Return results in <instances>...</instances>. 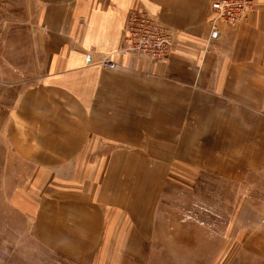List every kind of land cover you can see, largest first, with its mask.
Masks as SVG:
<instances>
[{
    "label": "crops",
    "instance_id": "obj_1",
    "mask_svg": "<svg viewBox=\"0 0 264 264\" xmlns=\"http://www.w3.org/2000/svg\"><path fill=\"white\" fill-rule=\"evenodd\" d=\"M211 1L41 0L45 73L25 95L29 124L41 123L37 164L89 167L83 177L107 208L151 199L175 180L172 167L235 180L246 165L264 164V0L209 41ZM138 8L172 30L166 61L120 51ZM105 56L119 66L102 67Z\"/></svg>",
    "mask_w": 264,
    "mask_h": 264
},
{
    "label": "rangeland",
    "instance_id": "obj_2",
    "mask_svg": "<svg viewBox=\"0 0 264 264\" xmlns=\"http://www.w3.org/2000/svg\"><path fill=\"white\" fill-rule=\"evenodd\" d=\"M43 19L41 0H0V264H264V164L235 180L172 167L162 192L108 208L89 167L37 164L25 95L45 73Z\"/></svg>",
    "mask_w": 264,
    "mask_h": 264
},
{
    "label": "built area",
    "instance_id": "obj_3",
    "mask_svg": "<svg viewBox=\"0 0 264 264\" xmlns=\"http://www.w3.org/2000/svg\"><path fill=\"white\" fill-rule=\"evenodd\" d=\"M258 0H212L209 17V41L217 40L223 26L238 27L250 13H253ZM123 45L120 51L132 52L153 61L167 58L173 51L174 34L162 25L147 9H133L124 27ZM105 68L119 65L109 56L101 63Z\"/></svg>",
    "mask_w": 264,
    "mask_h": 264
}]
</instances>
